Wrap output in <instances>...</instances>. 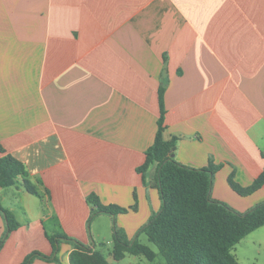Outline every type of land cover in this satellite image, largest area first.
I'll list each match as a JSON object with an SVG mask.
<instances>
[{
	"label": "crops",
	"instance_id": "0c3cea01",
	"mask_svg": "<svg viewBox=\"0 0 264 264\" xmlns=\"http://www.w3.org/2000/svg\"><path fill=\"white\" fill-rule=\"evenodd\" d=\"M160 87L174 160L218 166L210 198L237 213L264 203V185L240 196L228 184L247 188L264 171V0H0V147L48 192L36 202L21 180L0 188V206L9 189L23 216L0 264L52 257L54 233L96 250L89 195L127 209L106 230L129 241L159 211L155 167L144 181L137 169ZM257 230L241 241L259 248ZM58 247L59 263L30 264H69L72 246Z\"/></svg>",
	"mask_w": 264,
	"mask_h": 264
},
{
	"label": "trees",
	"instance_id": "16d2710c",
	"mask_svg": "<svg viewBox=\"0 0 264 264\" xmlns=\"http://www.w3.org/2000/svg\"><path fill=\"white\" fill-rule=\"evenodd\" d=\"M164 88L158 90L160 114L153 144L145 152L144 163L137 169L142 174L155 167V185L159 193L160 208L140 229L132 240H127L122 231L113 228L114 261L122 260L126 254L142 256L152 263L159 255L164 264H239L232 250L243 238L264 227V203L252 209L237 213L226 205L210 198L212 177L219 169L209 164L205 168L195 169L177 163L174 160L176 138L165 140L164 127ZM0 188L15 186L19 180L24 190L41 202L44 195L29 179L24 166L6 154L0 147ZM173 155V156H172ZM228 184L240 196H247L264 185V171L247 188H241L231 178ZM87 203L91 207L90 220L99 215L116 216L127 209L115 205H101L95 195H89ZM4 215L6 232L0 240L3 246L7 235L18 227L14 216L0 206ZM140 234H145L148 242L157 252L139 243ZM53 249L52 257L33 252L22 264H30L35 258L59 263L58 244L65 241L72 246L69 264H110L100 251L61 233L47 236Z\"/></svg>",
	"mask_w": 264,
	"mask_h": 264
},
{
	"label": "rangeland",
	"instance_id": "374dc122",
	"mask_svg": "<svg viewBox=\"0 0 264 264\" xmlns=\"http://www.w3.org/2000/svg\"><path fill=\"white\" fill-rule=\"evenodd\" d=\"M9 191H10L9 189L6 190L7 192L6 199L5 201L1 202L2 204L1 206L8 212L11 211L9 209L10 205L14 209H16L13 212L14 217H15L16 222L17 221L20 222V220L23 219L22 211L20 209L21 208L20 203L15 202V199L12 198L8 194ZM33 199L36 202L38 201L37 198L35 197ZM100 216H101L100 218H97L98 216H96L95 218L90 220V222L88 223V229H89V232L91 231V233H93L92 236H93V239L95 240L96 250L100 251L101 254L106 258V260L110 264H152V263H149L142 256H133L130 254H126L125 257L120 261H114L111 257V250L113 248V238L111 234L109 233V231L106 230V226H107L106 221H108V215H100ZM96 230L101 231L100 237H97L95 235ZM261 233H264V228L258 229L253 234V236H256L257 238L259 237H261V239L263 238V241L260 242L259 248L251 240L241 241L240 243L235 245L233 249V253L241 264H251L250 263V261H252L251 259L253 258V256H257V254L259 255L256 258V260H253V263L254 264H264V234L262 235ZM138 241L140 244L147 246L152 251L157 252L156 247L150 242H148L145 234H140ZM256 251H259V253H256ZM157 262H159L160 264H164L163 259L159 255L156 257V264Z\"/></svg>",
	"mask_w": 264,
	"mask_h": 264
},
{
	"label": "water",
	"instance_id": "95a60500",
	"mask_svg": "<svg viewBox=\"0 0 264 264\" xmlns=\"http://www.w3.org/2000/svg\"><path fill=\"white\" fill-rule=\"evenodd\" d=\"M173 156V155H172Z\"/></svg>",
	"mask_w": 264,
	"mask_h": 264
}]
</instances>
